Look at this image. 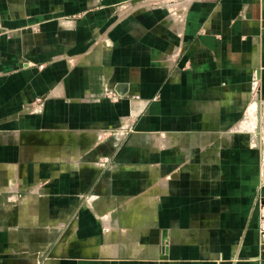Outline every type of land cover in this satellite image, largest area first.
Instances as JSON below:
<instances>
[{"label": "crops", "instance_id": "0c3cea01", "mask_svg": "<svg viewBox=\"0 0 264 264\" xmlns=\"http://www.w3.org/2000/svg\"><path fill=\"white\" fill-rule=\"evenodd\" d=\"M144 2L0 0V264H264V0Z\"/></svg>", "mask_w": 264, "mask_h": 264}, {"label": "rangeland", "instance_id": "374dc122", "mask_svg": "<svg viewBox=\"0 0 264 264\" xmlns=\"http://www.w3.org/2000/svg\"><path fill=\"white\" fill-rule=\"evenodd\" d=\"M147 5H150L151 7L163 5V4H172L176 2H183V0H144ZM184 1H190V0H184ZM124 2L117 3V7H120L124 5ZM121 10L119 13L125 12V8H120ZM116 12V14H119ZM182 51L180 50V47L176 51H172L169 54L166 55L164 61L166 63L167 69L171 72L173 70H179L180 72L185 70L189 64V60H185L184 63L179 64L178 62L182 57ZM172 63V64H171ZM254 70V69H253ZM169 75L168 77H170ZM248 97H247V105L245 106L243 110L242 118L240 119V122L237 124V127L242 128L243 134H246L248 136V143L254 147L258 152V159H259V165L262 169H264V96L261 91V79L258 76L257 72L254 70L251 72L249 81H248ZM111 95H107L106 97L113 100V98H110ZM44 100L42 96H39L36 98L37 104L41 103ZM117 100V97H116ZM114 101V100H113ZM251 105V106H250ZM252 108V109H251ZM253 110V111H252ZM135 123H131L130 125H127V127L124 128L122 124H119L117 127H115L112 130H105V131H111L116 134H120V139L116 140V148L120 149L123 147L125 140V137L130 135L134 131ZM232 125L229 129L226 130H220L218 129V132L222 131L225 133L226 131L232 132L234 131L235 127ZM233 128V129H231ZM223 145L220 144L219 147H217L215 150L221 148ZM85 159V163H96L100 166L107 167L112 164L120 165L121 163L125 162V159H127L130 163L139 164L136 157H129V159L123 155H115L113 157H101L100 159L95 157H83ZM99 159V160H98ZM98 160V161H97ZM209 162H212L209 160ZM146 164H156L157 161L149 160L145 162ZM180 163V162H179ZM213 163V162H212ZM198 164L195 165V168L197 169ZM41 188L37 189V192H41ZM93 189H88L83 196V198H87L92 195ZM44 194V193H40Z\"/></svg>", "mask_w": 264, "mask_h": 264}, {"label": "built area", "instance_id": "2783aa9c", "mask_svg": "<svg viewBox=\"0 0 264 264\" xmlns=\"http://www.w3.org/2000/svg\"><path fill=\"white\" fill-rule=\"evenodd\" d=\"M116 95L110 96L113 100H116ZM256 211H257V232L259 239V247L261 255L264 256V196H258L256 199Z\"/></svg>", "mask_w": 264, "mask_h": 264}, {"label": "bare ground", "instance_id": "6f19581e", "mask_svg": "<svg viewBox=\"0 0 264 264\" xmlns=\"http://www.w3.org/2000/svg\"><path fill=\"white\" fill-rule=\"evenodd\" d=\"M251 106V105H250ZM252 109V108H251ZM253 111V110H252Z\"/></svg>", "mask_w": 264, "mask_h": 264}]
</instances>
